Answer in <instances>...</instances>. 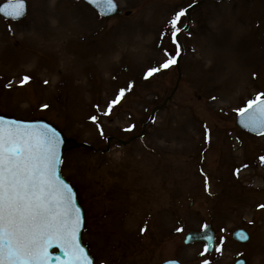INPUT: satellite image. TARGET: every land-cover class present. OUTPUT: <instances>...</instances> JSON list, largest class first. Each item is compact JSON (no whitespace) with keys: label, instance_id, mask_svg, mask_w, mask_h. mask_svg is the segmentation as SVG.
Returning a JSON list of instances; mask_svg holds the SVG:
<instances>
[{"label":"rangeland","instance_id":"rangeland-1","mask_svg":"<svg viewBox=\"0 0 264 264\" xmlns=\"http://www.w3.org/2000/svg\"><path fill=\"white\" fill-rule=\"evenodd\" d=\"M26 1L23 20L0 17V114L45 120L78 144L61 174L95 262L264 264V135L234 125L264 99V0H115L131 13L112 18L81 0ZM207 224L210 256L182 243ZM238 228L248 243L229 237Z\"/></svg>","mask_w":264,"mask_h":264},{"label":"snow or ice","instance_id":"snow-or-ice-1","mask_svg":"<svg viewBox=\"0 0 264 264\" xmlns=\"http://www.w3.org/2000/svg\"><path fill=\"white\" fill-rule=\"evenodd\" d=\"M107 5L109 12L116 10L113 0ZM24 8V0H14L0 7V14L16 20L25 14ZM183 16L185 11H178L170 21L174 43ZM175 63L170 57L160 67ZM157 71L150 69L147 76ZM28 80L25 76L22 83ZM123 95L121 90L112 104ZM240 116L242 122L247 118L246 127L264 134V99L250 100ZM60 143V135L46 124L0 119V264H51L53 246L65 256L62 261L56 258L57 264H92L79 242L80 209L72 189L58 174ZM241 239L248 237L242 233Z\"/></svg>","mask_w":264,"mask_h":264},{"label":"water","instance_id":"water-1","mask_svg":"<svg viewBox=\"0 0 264 264\" xmlns=\"http://www.w3.org/2000/svg\"><path fill=\"white\" fill-rule=\"evenodd\" d=\"M11 2H14V1L11 0L10 2L0 3V7H2L4 4L11 3ZM83 2H85L86 4H88L92 9H94L102 17H113V16L121 15V11L119 10V8H118L117 5H116V10L115 11H112V12H109L108 11L107 0H93L92 3H90L89 0H83ZM113 2H114V0H113ZM24 3H25L24 13H26V10H25L26 9V2L24 1ZM128 14H129V12H126L125 13L126 16H128ZM0 15L3 16V14H0ZM24 15L22 17H24ZM21 18H19V19H21ZM6 19L13 20L11 18H6ZM19 19H16V20H19ZM0 119L13 120V119H8V118L2 117V116H0ZM18 122H20V121H18ZM21 123H24V124H32V125H45L46 124L49 127L53 128L49 123H45L43 121H38V122L37 121H34V122H28V123L21 122ZM246 123H247V118H245V121L242 122L241 121V116L239 114L237 116V119H236V122H235V125L236 126H238L240 129L244 130V132L246 131L247 133H251V134H255V135H262L261 132H257L255 130H253L251 127H246L245 126ZM55 131L57 132V130H55ZM57 133L60 135V140H61V143L59 145V153H60V157H61L62 154H63L62 151H64L70 145L67 144V142H65L66 140L64 139V137L59 132H57ZM119 143L121 145L122 144H125L124 142H120V141H119ZM58 174H59V170H58ZM59 176H60V174H59ZM61 179H62V177H61ZM62 180H64V179H62ZM64 182L66 183L65 180H64ZM69 187H70V185H69ZM72 192H73V197H74L76 206L80 209L81 220H82L81 227H80V232H79V242H80V246L85 250V253L87 254V249H86V247L83 244H81L82 242H81V239H80V235H81L80 233H81V231L83 229V211H82V208L80 207V205L78 203V200L76 198V194L74 193L75 190L72 189ZM204 228L205 229L203 231H201V232H191V233L187 234L186 237L184 238V243L185 244H192V243L202 242V243L205 244L207 252L210 253L211 250H212V247H213V243H214V232L211 229V227H209V225L206 226V227H204ZM242 233L247 236V233L245 231H243V230H236V231H234L232 233V236L231 237L234 240L239 241V242H246V241H248V239H249L248 236H247L248 239H241V234ZM209 238H211V240ZM52 249H56L57 250V253L51 254L50 252H51ZM49 253L53 257V260L51 261V264H57V259L56 258H59V260H61V261L63 259H65V256H64L63 251L60 250L56 246H53L52 248H50L49 249ZM88 257H89V260L93 264V259L89 255H88ZM166 264H177V263L176 262H168ZM234 264H245V260L243 258H240Z\"/></svg>","mask_w":264,"mask_h":264}]
</instances>
